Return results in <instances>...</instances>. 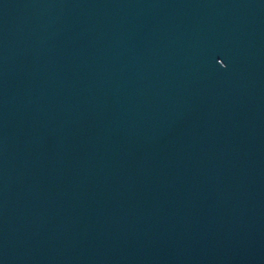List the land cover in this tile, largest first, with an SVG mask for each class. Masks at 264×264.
I'll list each match as a JSON object with an SVG mask.
<instances>
[{
    "label": "water",
    "instance_id": "obj_1",
    "mask_svg": "<svg viewBox=\"0 0 264 264\" xmlns=\"http://www.w3.org/2000/svg\"><path fill=\"white\" fill-rule=\"evenodd\" d=\"M0 264H264V0H0Z\"/></svg>",
    "mask_w": 264,
    "mask_h": 264
}]
</instances>
